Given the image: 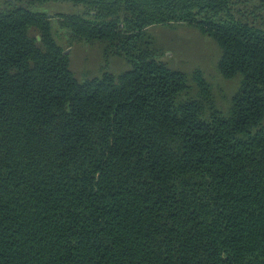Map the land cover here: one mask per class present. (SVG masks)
Instances as JSON below:
<instances>
[{
	"label": "trees",
	"instance_id": "obj_1",
	"mask_svg": "<svg viewBox=\"0 0 264 264\" xmlns=\"http://www.w3.org/2000/svg\"><path fill=\"white\" fill-rule=\"evenodd\" d=\"M174 23L241 76L228 111L157 52ZM0 264H264V0H2Z\"/></svg>",
	"mask_w": 264,
	"mask_h": 264
},
{
	"label": "rangeland",
	"instance_id": "obj_2",
	"mask_svg": "<svg viewBox=\"0 0 264 264\" xmlns=\"http://www.w3.org/2000/svg\"><path fill=\"white\" fill-rule=\"evenodd\" d=\"M53 9L65 12L70 11L71 7L68 3H57ZM147 33L157 52L170 66L189 74L194 70L201 71L209 83L215 104L222 111L229 110L233 97L240 88L241 76L226 78L221 73L219 62L222 50L214 38L202 33L198 27L186 23L150 26ZM104 46L99 41L68 46L72 66L78 76L87 75V72L93 75L98 72V67L100 70L105 58ZM127 67L125 58L112 56L109 60V68L115 72Z\"/></svg>",
	"mask_w": 264,
	"mask_h": 264
}]
</instances>
